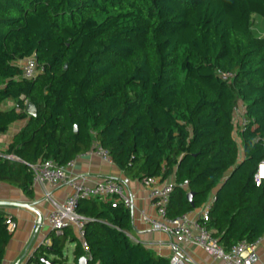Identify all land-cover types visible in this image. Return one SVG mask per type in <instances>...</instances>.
Segmentation results:
<instances>
[{"label":"trees","instance_id":"16d2710c","mask_svg":"<svg viewBox=\"0 0 264 264\" xmlns=\"http://www.w3.org/2000/svg\"><path fill=\"white\" fill-rule=\"evenodd\" d=\"M32 56L42 72L25 79L13 63ZM7 101L14 107L0 109V134L27 123L5 150L19 161L0 157V184L31 197L32 165L65 166L97 142L130 181L173 178L171 219L214 195L201 225L225 251L263 236L264 0H0V105ZM77 211L88 252L72 228L51 230L26 264H66L68 243L74 264H170L130 238L123 204L83 199ZM8 217L0 208V264L14 234Z\"/></svg>","mask_w":264,"mask_h":264},{"label":"built area","instance_id":"2783aa9c","mask_svg":"<svg viewBox=\"0 0 264 264\" xmlns=\"http://www.w3.org/2000/svg\"><path fill=\"white\" fill-rule=\"evenodd\" d=\"M13 64L19 67L22 77L25 79H33L42 72V68L37 66L33 56ZM218 74L223 80H231L232 78V75L227 72L219 71ZM244 114L245 107L240 102L234 109V123L237 127L244 125ZM91 152L103 161L113 164L109 152L99 143H94ZM0 157L10 161H19L12 154L0 153ZM74 160L60 167L51 160H44L32 165V186L49 185L51 188H56L65 183L68 178V169L73 166ZM261 167H264V164L260 165L259 168ZM261 178H264V175H261L259 170L257 179ZM129 183L130 180L126 177L118 180L105 179L92 186L75 183L72 184L73 193L69 194L60 204L52 201L51 195L47 194L46 198L53 204V209L47 216L48 226L57 232H61L67 227L72 228L80 240L82 248L88 252V244L84 238V227L87 220L77 211L80 201L83 199H100L111 202L113 207H116V204H123L125 208L132 210L134 203L133 195L127 189ZM141 183L148 188V199L156 211L155 218H150L143 212L142 216L152 229L161 231L172 239L173 255L169 259L170 264H190L191 259L183 251V246L187 244L201 250L221 264H264L257 249L260 240L264 238V234L256 243L252 244L244 239L235 244L229 251H225L212 233L201 225L202 221H208L209 212L215 200L214 195L199 209L182 217L171 219L167 217V205L173 191L174 181L161 182L160 178H147ZM6 223L10 231H15L16 224L11 217L7 218ZM87 259L91 260V257H87Z\"/></svg>","mask_w":264,"mask_h":264},{"label":"crops","instance_id":"0c3cea01","mask_svg":"<svg viewBox=\"0 0 264 264\" xmlns=\"http://www.w3.org/2000/svg\"><path fill=\"white\" fill-rule=\"evenodd\" d=\"M12 107H14L12 101H7L0 105V109L2 110ZM26 123L27 119L16 122L5 133L0 134L1 154L6 153V147L13 135ZM67 176V181L56 188H51L49 185L32 186L31 197L12 185L0 184V201L31 204L41 215V224L38 226L37 215L34 212L20 207H0L16 224V229L12 239L8 243L2 264H26L37 247L41 244H50L47 235L51 229L47 223V216L53 209V204L46 198L47 194L51 195L52 201L60 204L69 194L73 193L72 184L82 183L86 186H92L105 179L118 180L125 177L116 165L103 161L91 151L75 158L73 166L68 169ZM170 181H173V178ZM127 189L133 195L134 203V207L131 210L132 228L128 233L130 238L133 241L141 242L157 256L170 259L173 255L171 237L161 231L152 229L151 225L142 216L143 212L150 218L156 217V211L148 199V188L139 181H130ZM257 249L264 263V238L260 240ZM183 251L191 259L190 264H221V262L213 260L201 250L191 245H184Z\"/></svg>","mask_w":264,"mask_h":264},{"label":"water","instance_id":"95a60500","mask_svg":"<svg viewBox=\"0 0 264 264\" xmlns=\"http://www.w3.org/2000/svg\"><path fill=\"white\" fill-rule=\"evenodd\" d=\"M26 113L33 117L36 116L37 114V110L35 108V106L31 103H28L25 109ZM75 131H77V127L75 126ZM261 168H259L260 170ZM192 197L193 194L192 193H188L187 194V199L190 203H192ZM5 206H11V207H20V208H25L28 209L32 212H34L37 215V225L40 226L41 224V215L38 212V210L35 209V207L31 204H22V203H16V202H8V201H0V207H5ZM78 264H88V259L86 257H83L79 260Z\"/></svg>","mask_w":264,"mask_h":264},{"label":"rangeland","instance_id":"374dc122","mask_svg":"<svg viewBox=\"0 0 264 264\" xmlns=\"http://www.w3.org/2000/svg\"><path fill=\"white\" fill-rule=\"evenodd\" d=\"M251 30L252 34L256 39H260L263 36V21L260 17L254 16L252 18V23H251ZM9 109V108H6ZM74 248L73 243H68L65 248V257L68 259L67 264H73L72 263V251Z\"/></svg>","mask_w":264,"mask_h":264},{"label":"bare ground","instance_id":"6f19581e","mask_svg":"<svg viewBox=\"0 0 264 264\" xmlns=\"http://www.w3.org/2000/svg\"><path fill=\"white\" fill-rule=\"evenodd\" d=\"M260 174H261V175H264V167H261V169H260Z\"/></svg>","mask_w":264,"mask_h":264}]
</instances>
